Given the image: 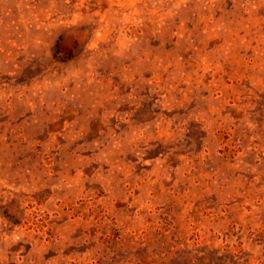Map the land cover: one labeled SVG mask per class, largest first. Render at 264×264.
<instances>
[{
  "label": "rangeland",
  "instance_id": "obj_1",
  "mask_svg": "<svg viewBox=\"0 0 264 264\" xmlns=\"http://www.w3.org/2000/svg\"><path fill=\"white\" fill-rule=\"evenodd\" d=\"M0 264H264V0H0Z\"/></svg>",
  "mask_w": 264,
  "mask_h": 264
}]
</instances>
